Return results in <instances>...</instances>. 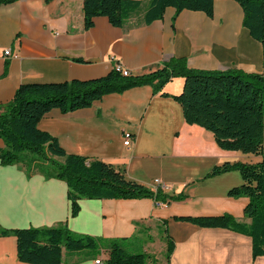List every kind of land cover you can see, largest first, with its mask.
Wrapping results in <instances>:
<instances>
[{
    "label": "crops",
    "instance_id": "1",
    "mask_svg": "<svg viewBox=\"0 0 264 264\" xmlns=\"http://www.w3.org/2000/svg\"><path fill=\"white\" fill-rule=\"evenodd\" d=\"M140 1L123 27L96 16L89 29L83 25V0L0 4V103L9 102L21 83L89 80L106 75L116 64L142 74L172 57H185L188 67L196 69L264 71L262 45L243 26L236 1L214 0L212 16L184 9L173 18L175 10L169 6L163 18L149 24L143 21L147 0ZM183 83L182 77H175L163 91L178 94ZM38 128L55 136L67 153L110 162L124 168L130 179L151 188L160 184L186 197L169 203L83 198L72 217L63 180L45 178L39 170L28 174L23 162L0 164L1 228L66 222L78 233L127 238L131 251L141 249L149 255L147 264H264V256L252 257L246 235L172 219L228 212L239 222L249 221L243 214L248 198L228 195L242 182L239 172L205 177L214 165L242 159V153L219 148L211 132L186 123L172 97L154 94L149 85L138 86L66 113L53 108L38 121ZM125 131L133 136L129 146L123 144ZM3 145L0 138V148ZM163 228L165 249L158 260L152 245L155 231ZM166 234L174 240L169 258ZM107 256L105 250L97 255L87 250L64 252L62 262L104 264ZM0 264H30L19 260L13 235L0 236Z\"/></svg>",
    "mask_w": 264,
    "mask_h": 264
},
{
    "label": "trees",
    "instance_id": "2",
    "mask_svg": "<svg viewBox=\"0 0 264 264\" xmlns=\"http://www.w3.org/2000/svg\"><path fill=\"white\" fill-rule=\"evenodd\" d=\"M15 0H0L11 3ZM242 8V24L260 41L264 54V0H234ZM214 0H147L143 15L146 24L161 19L165 9L174 8L175 18L182 10H200L213 14ZM140 0H83L84 29L93 26L96 16H104L114 27H123L136 12ZM7 69L5 62L4 71ZM175 77L184 79L178 94L163 91ZM149 85L154 94L170 96L179 103L184 120L212 133L223 150L259 156L255 162L225 160L214 165L205 177L238 171L242 182L232 186L228 195L245 196L243 214L248 222H239L224 212L218 215H174L172 219L205 228H226L251 239L252 257L264 256V71L243 72L237 69L204 70L188 67L185 57H172L149 72L124 75L112 67L104 76L89 80L62 82H26L15 90L12 99L0 103V164L32 163L28 174L39 170L45 178L63 180L70 201V216H76L79 200L152 198L169 203L186 197L182 192L169 193L160 184L151 188L126 175L124 168L98 158L67 153L55 136L38 128V121L51 109L62 113L89 107L110 93ZM39 166V167H38ZM166 223V220H163ZM13 235L20 261L30 264H63V253L87 250L97 255L107 252L104 264H147L149 255L131 251L127 238L97 237L71 230L66 222L51 226L1 228L0 236ZM174 249V240L166 234V257Z\"/></svg>",
    "mask_w": 264,
    "mask_h": 264
},
{
    "label": "rangeland",
    "instance_id": "3",
    "mask_svg": "<svg viewBox=\"0 0 264 264\" xmlns=\"http://www.w3.org/2000/svg\"><path fill=\"white\" fill-rule=\"evenodd\" d=\"M263 152H264V141H263ZM243 157L242 159H237V160H241L243 162H255L257 160H259V156H255L253 154H244L242 153ZM21 161L23 163H27L29 165V168L32 167V163L30 162V160H28L27 162V158H25L24 156L22 157ZM39 167V166H38ZM165 249V232H164V228L162 229L161 232H159L158 230L155 231L154 233V243L152 245V250L155 253V256L157 257L158 260H161V255L162 253H160L161 251H164ZM131 250V249H129ZM138 251H141V249H139Z\"/></svg>",
    "mask_w": 264,
    "mask_h": 264
},
{
    "label": "built area",
    "instance_id": "4",
    "mask_svg": "<svg viewBox=\"0 0 264 264\" xmlns=\"http://www.w3.org/2000/svg\"><path fill=\"white\" fill-rule=\"evenodd\" d=\"M4 54L5 55H9L10 54L9 49H6L4 51ZM115 67H116V69L120 70L124 75L128 74V71L126 69H123L119 64H116ZM132 141H133L132 134L130 132L125 131L123 133V144L126 145V146H129V145L132 144ZM156 182L159 183L158 181H156ZM99 262H100V260L97 259L96 263H99Z\"/></svg>",
    "mask_w": 264,
    "mask_h": 264
}]
</instances>
